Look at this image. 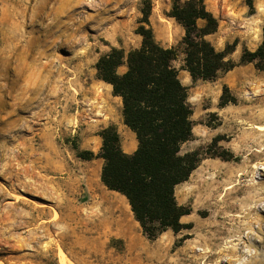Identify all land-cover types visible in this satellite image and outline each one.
I'll return each mask as SVG.
<instances>
[{
  "label": "rangeland",
  "instance_id": "rangeland-1",
  "mask_svg": "<svg viewBox=\"0 0 264 264\" xmlns=\"http://www.w3.org/2000/svg\"><path fill=\"white\" fill-rule=\"evenodd\" d=\"M174 1L151 0L150 24L188 89L194 137L182 153L202 161L176 188L189 228L151 241L101 182L102 159L75 150L98 155L111 125L126 139L122 102L96 64L141 47L145 0H0V264H61L60 250L72 264H264V71L240 63L262 43L264 0L254 15L245 0H205L219 22L207 39L218 51L238 42L237 66L208 82L183 70ZM225 86L237 103L221 108Z\"/></svg>",
  "mask_w": 264,
  "mask_h": 264
},
{
  "label": "trees",
  "instance_id": "trees-1",
  "mask_svg": "<svg viewBox=\"0 0 264 264\" xmlns=\"http://www.w3.org/2000/svg\"><path fill=\"white\" fill-rule=\"evenodd\" d=\"M254 15L255 0H245ZM151 0H145L141 26L137 34L142 37L141 47L126 54L112 48L96 64L99 80L112 87L114 97L122 102L124 125L135 133L138 148L127 154L116 126L103 129L101 152L77 151L83 161H104L101 182L112 192L126 198L143 234L151 241L171 230L179 234L189 228L181 220L192 213L191 208L177 202L176 188L189 181L199 167L202 156L198 151L182 153V147L193 137V111L188 102L187 87L179 79L173 66L177 52L164 48L156 38L150 24ZM169 17L185 32L184 67L194 81H214L220 72H229L237 64L228 57L238 42L218 51L207 37L219 28L217 18L207 9L205 0H175ZM200 22L204 25L200 26ZM241 64H253L264 71V28L262 43L256 51L245 49ZM121 67L126 71L118 72ZM237 100L225 86L221 108L236 104ZM215 138L209 146V155Z\"/></svg>",
  "mask_w": 264,
  "mask_h": 264
},
{
  "label": "crops",
  "instance_id": "crops-1",
  "mask_svg": "<svg viewBox=\"0 0 264 264\" xmlns=\"http://www.w3.org/2000/svg\"><path fill=\"white\" fill-rule=\"evenodd\" d=\"M122 123H123V118H122ZM123 125H124V123H123ZM124 127H126V126L124 125ZM127 129L129 130V132L125 131L126 139L122 140V147H123V150L125 153L133 154L138 148V141H137L135 133H133L129 128H127ZM95 161L96 160L91 161V162H95ZM99 163H101V166H102L104 162H103V160H101Z\"/></svg>",
  "mask_w": 264,
  "mask_h": 264
},
{
  "label": "bare ground",
  "instance_id": "bare-ground-1",
  "mask_svg": "<svg viewBox=\"0 0 264 264\" xmlns=\"http://www.w3.org/2000/svg\"><path fill=\"white\" fill-rule=\"evenodd\" d=\"M59 257H60V263L61 264H72L71 261L69 260V258L67 257V255L65 254V252H63L62 250H60V252H59Z\"/></svg>",
  "mask_w": 264,
  "mask_h": 264
}]
</instances>
